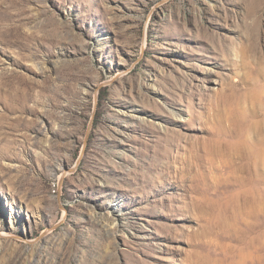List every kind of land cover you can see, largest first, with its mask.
Wrapping results in <instances>:
<instances>
[{
  "label": "rangeland",
  "instance_id": "1",
  "mask_svg": "<svg viewBox=\"0 0 264 264\" xmlns=\"http://www.w3.org/2000/svg\"><path fill=\"white\" fill-rule=\"evenodd\" d=\"M0 264H264V0H0Z\"/></svg>",
  "mask_w": 264,
  "mask_h": 264
},
{
  "label": "bare ground",
  "instance_id": "2",
  "mask_svg": "<svg viewBox=\"0 0 264 264\" xmlns=\"http://www.w3.org/2000/svg\"><path fill=\"white\" fill-rule=\"evenodd\" d=\"M0 236H7V234H5V233H2Z\"/></svg>",
  "mask_w": 264,
  "mask_h": 264
}]
</instances>
